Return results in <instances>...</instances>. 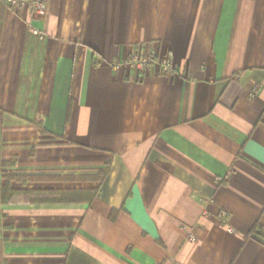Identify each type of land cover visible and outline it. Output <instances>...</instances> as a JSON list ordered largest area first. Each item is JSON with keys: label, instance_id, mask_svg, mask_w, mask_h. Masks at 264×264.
<instances>
[{"label": "crops", "instance_id": "crops-1", "mask_svg": "<svg viewBox=\"0 0 264 264\" xmlns=\"http://www.w3.org/2000/svg\"><path fill=\"white\" fill-rule=\"evenodd\" d=\"M41 1L0 0V264H264V0Z\"/></svg>", "mask_w": 264, "mask_h": 264}, {"label": "built area", "instance_id": "built-area-1", "mask_svg": "<svg viewBox=\"0 0 264 264\" xmlns=\"http://www.w3.org/2000/svg\"><path fill=\"white\" fill-rule=\"evenodd\" d=\"M4 4L9 5L13 10H19L21 8H27L30 12L31 16L34 18L35 16H40L43 13V3L41 0H1ZM30 33L33 35L40 37V33L30 28ZM125 64L129 66L132 71L136 74L143 73L148 71L151 68H155L158 71L167 73L169 75L174 74V69L171 65V62L167 57L162 59L156 58V56L150 52H133L126 59Z\"/></svg>", "mask_w": 264, "mask_h": 264}, {"label": "trees", "instance_id": "trees-1", "mask_svg": "<svg viewBox=\"0 0 264 264\" xmlns=\"http://www.w3.org/2000/svg\"><path fill=\"white\" fill-rule=\"evenodd\" d=\"M36 126L41 127L40 123H36ZM44 133V131H42ZM106 170L101 173L100 175H98L99 181L103 180V178L106 175ZM7 188H3V200H4V195L6 193ZM32 196V193H29ZM84 195L86 196L85 199H87L88 202H91L92 199L95 197V195L97 194V189H93V190H85V192L81 191V190H74V191H58V192H46V191H41V192H37L35 193V201L37 202H62V201H68L70 200V198H68L70 195H74V199L73 201H80V198H76L77 195ZM52 196V197H51ZM114 215V214H113ZM251 233H255V234H259L262 237H264V229L258 224L255 223L251 229Z\"/></svg>", "mask_w": 264, "mask_h": 264}, {"label": "rangeland", "instance_id": "rangeland-1", "mask_svg": "<svg viewBox=\"0 0 264 264\" xmlns=\"http://www.w3.org/2000/svg\"><path fill=\"white\" fill-rule=\"evenodd\" d=\"M43 11H44V7H43ZM30 30V29H29ZM30 32V31H29Z\"/></svg>", "mask_w": 264, "mask_h": 264}]
</instances>
